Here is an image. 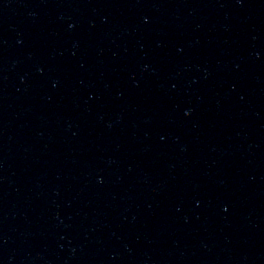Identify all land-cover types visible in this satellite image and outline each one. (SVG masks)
<instances>
[{
  "label": "water",
  "instance_id": "1",
  "mask_svg": "<svg viewBox=\"0 0 264 264\" xmlns=\"http://www.w3.org/2000/svg\"><path fill=\"white\" fill-rule=\"evenodd\" d=\"M0 264H264V0H0Z\"/></svg>",
  "mask_w": 264,
  "mask_h": 264
}]
</instances>
